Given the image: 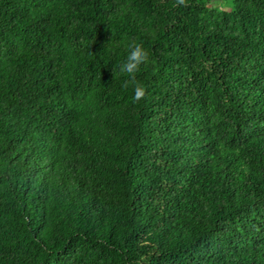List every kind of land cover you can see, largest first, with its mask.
<instances>
[{"label":"trees","instance_id":"trees-1","mask_svg":"<svg viewBox=\"0 0 264 264\" xmlns=\"http://www.w3.org/2000/svg\"><path fill=\"white\" fill-rule=\"evenodd\" d=\"M211 1L0 0V264H264V0Z\"/></svg>","mask_w":264,"mask_h":264},{"label":"clouds","instance_id":"clouds-1","mask_svg":"<svg viewBox=\"0 0 264 264\" xmlns=\"http://www.w3.org/2000/svg\"><path fill=\"white\" fill-rule=\"evenodd\" d=\"M185 0H178L179 4H183ZM128 55L125 61L120 66L121 73H125L128 79L124 81L123 87H132L134 91L133 102H139L146 96L145 87L137 80V73L143 65L150 62V55L145 49L142 42L132 40L128 44Z\"/></svg>","mask_w":264,"mask_h":264},{"label":"rangeland","instance_id":"rangeland-1","mask_svg":"<svg viewBox=\"0 0 264 264\" xmlns=\"http://www.w3.org/2000/svg\"><path fill=\"white\" fill-rule=\"evenodd\" d=\"M211 4H212L214 7H217V8H223V7H224V4H225V0H212V1H211Z\"/></svg>","mask_w":264,"mask_h":264}]
</instances>
